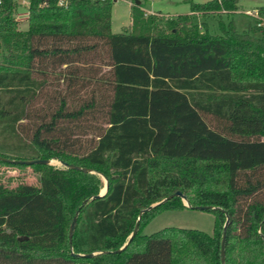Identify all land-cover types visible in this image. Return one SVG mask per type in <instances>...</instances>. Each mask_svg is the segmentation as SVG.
<instances>
[{"label":"trees","instance_id":"trees-1","mask_svg":"<svg viewBox=\"0 0 264 264\" xmlns=\"http://www.w3.org/2000/svg\"><path fill=\"white\" fill-rule=\"evenodd\" d=\"M59 1L29 0L24 29L17 0H0V156L88 170L0 159L37 176L0 181V264H222L228 219L224 264H264V6L244 32L232 20L212 35L193 16L239 0L167 18L135 2L114 33L116 0ZM178 190L210 207L214 233L142 234L188 207L174 196L127 244Z\"/></svg>","mask_w":264,"mask_h":264},{"label":"rangeland","instance_id":"rangeland-1","mask_svg":"<svg viewBox=\"0 0 264 264\" xmlns=\"http://www.w3.org/2000/svg\"><path fill=\"white\" fill-rule=\"evenodd\" d=\"M138 1L143 3V8L146 12L160 13L166 18L168 16L174 17L179 14L190 13L191 11V4L188 0H116L112 8V31L114 33L123 32L129 27L131 24V5ZM193 1L196 3H206L211 0ZM17 2L20 5L17 17L21 22V28L26 29L28 27L26 19L28 16L29 0H17ZM238 6V10L232 15L227 13L209 15L196 14L193 16V20L200 26L203 33L208 32L212 35H221L223 33L222 23L228 26L232 20L236 28L240 32H244L250 25H255L256 23V18L248 14V10L255 11V9L264 6V0H239ZM53 164L58 167L62 166L59 161H53ZM21 180L29 183H36L37 176L30 168L20 170L17 168L0 166V181L5 183L12 181V185H15ZM214 226L215 214L211 211L189 207L182 209H165L151 219L142 228L141 233L149 235L166 227H180L199 229L212 235L214 233Z\"/></svg>","mask_w":264,"mask_h":264},{"label":"water","instance_id":"water-1","mask_svg":"<svg viewBox=\"0 0 264 264\" xmlns=\"http://www.w3.org/2000/svg\"><path fill=\"white\" fill-rule=\"evenodd\" d=\"M137 3H140V1H138ZM0 159L1 160H4V161H7V162H10V163H18V164H27V165H32V164H53V161H59L62 165L66 166V167H70V168H75V169H78V170H83V171H87L88 169L87 168H84V167H81V166H78V165H74V164H69V163H66L64 161H61V160H58V159H31V160H14V159H9V158H5V157H1L0 156ZM106 180V186L104 188V190L102 191L101 195L105 194L107 192V189H108V179L105 178ZM99 195V196H101ZM174 196H181L183 197V200L185 201V204L186 206H188L189 208H195V209H201V210H206L208 208H210L209 206H197V207H193L191 206V204L188 202L186 196L183 194L182 191L178 190L176 191L174 194L166 197L165 199H163L162 201H160L159 203H155L151 206H149L148 208L146 209H143L140 213V216L138 218V221H137V224L135 226V229L134 231L132 232V234L130 235L129 239H128V242H131V240L136 236V234L138 233L139 231V226H140V219H141V215L147 211V210H150L152 208H154L155 206H157L158 204L160 203H164L166 202L167 200H169L170 198L174 197ZM87 201H84L83 202V205L86 203ZM80 213V209L77 211L75 217H74V220L71 224V228H70V240L72 241V237H73V233L75 231V227H76V223H77V219H78V215ZM228 222H229V219L227 220L225 226H224V231H223V237H222V248H221V254H222V264L225 263V258H226V251H225V244H226V236H227V225H228ZM124 245L122 248H120L119 250H117L116 252H120L122 251L126 246ZM96 253H90V254H86V256H93L95 255Z\"/></svg>","mask_w":264,"mask_h":264},{"label":"built area","instance_id":"built-area-1","mask_svg":"<svg viewBox=\"0 0 264 264\" xmlns=\"http://www.w3.org/2000/svg\"><path fill=\"white\" fill-rule=\"evenodd\" d=\"M60 5H67V0H60L59 1ZM248 14L253 15L256 19L259 18L258 16V10L255 11H248ZM260 19V18H259ZM261 22L259 23L260 26L264 25V19L260 20Z\"/></svg>","mask_w":264,"mask_h":264},{"label":"crops","instance_id":"crops-1","mask_svg":"<svg viewBox=\"0 0 264 264\" xmlns=\"http://www.w3.org/2000/svg\"><path fill=\"white\" fill-rule=\"evenodd\" d=\"M141 2V1H140ZM255 10H258V8L257 9H255ZM146 11V10H145ZM248 11H250V10H248ZM147 12H149V11H147ZM149 13H151V12H149Z\"/></svg>","mask_w":264,"mask_h":264}]
</instances>
